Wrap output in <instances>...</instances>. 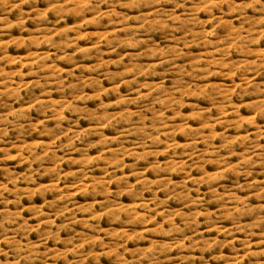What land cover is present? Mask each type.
I'll return each mask as SVG.
<instances>
[{"label":"rangeland","instance_id":"1","mask_svg":"<svg viewBox=\"0 0 264 264\" xmlns=\"http://www.w3.org/2000/svg\"><path fill=\"white\" fill-rule=\"evenodd\" d=\"M160 7L173 18L157 24L119 6L94 22L76 0L0 5V118L22 113L26 129L0 124V220L47 264H150L149 249L151 264H256L248 253L264 251V25L244 40L238 7ZM151 64L165 74H139ZM245 204L239 223L260 227L233 247Z\"/></svg>","mask_w":264,"mask_h":264},{"label":"clouds","instance_id":"2","mask_svg":"<svg viewBox=\"0 0 264 264\" xmlns=\"http://www.w3.org/2000/svg\"><path fill=\"white\" fill-rule=\"evenodd\" d=\"M23 2H36L38 3L39 0H23ZM77 3H82L84 5L83 11L91 12L94 14V22H99L100 19H103L105 16H107L110 20L111 18L115 16H119L120 13H117L114 11L116 7H121L122 9H128L132 14H129V12H124L123 15L127 19L131 20H138V21H144L147 19L149 15L153 16V23L161 24L164 21L168 19H172L173 17L163 10L160 6L163 4H171L174 2H177V0H76ZM217 3L223 5V4H229L235 7H238L241 10V15L243 19L240 20L241 24H247V29H245L246 35L242 38L244 40H248V36H251L252 33L248 31L249 29H254L255 27L259 25H264V0H242V2L239 5H235V0H216ZM8 3V0H0V5H6ZM102 5H108V11L101 12V6ZM179 6V5H178ZM249 10H251L253 13L256 14L254 17L249 16ZM155 17H159V20H156ZM25 20H21L19 26H23L25 23ZM16 25H9V27H13ZM27 31V29H25ZM145 31H149L148 29H145ZM157 32L160 31V29H156ZM0 34H2V31H0ZM131 39L134 41L135 45H140L145 43L144 40L139 38V31L138 30H131ZM152 43H155V41H151ZM259 41L256 39H253L250 41V43H258ZM0 43H3L0 41ZM119 46V45H117ZM166 60L162 57L161 63H165ZM117 66L119 67L122 64V59L119 61H115ZM157 66L155 64L149 65V68L147 71H143L139 74L144 75L146 77L148 76H156L160 77L162 72H157L154 69ZM117 75H123V73L118 72ZM2 75V73H0ZM181 76L191 75V73H188L187 71L180 70ZM72 88H76L75 85L70 86ZM150 89V94H151ZM239 95V94H238ZM87 99V96L84 97ZM99 98V97H96ZM151 103V101H148ZM41 106H43V102L41 101ZM264 103V102H262ZM119 104V102H117ZM111 105H106V107ZM35 107V106H33ZM162 107H166V105L162 104ZM9 115L15 117V120H9L8 116H4L0 118V124H4L5 127V134L6 129L8 125H13L15 127L24 129V125H21L18 123V120L20 119L21 114H18L16 112H10ZM45 119H47V113H44ZM135 126V122H133L132 125ZM59 127V126H58ZM26 131V129H24ZM143 139V137H140ZM96 144H90L89 147H96ZM0 151H4V149H0ZM41 159V158H37ZM242 163H248V161H243ZM243 174V173H240ZM250 174V173H249ZM240 187H244L243 185H239ZM86 195H93L94 193H85ZM243 204L244 202L241 201ZM245 209H247V212H245L243 209H236L235 211L237 213H240V217H238L235 221L236 227L234 231H228L227 235L232 236L233 239L229 241L230 244L233 245V247L236 244V238H235V231H248V237L249 241L251 240V237L255 236L257 233L250 231V229L253 228H259L261 221H258L254 224H248V225H241L239 223V219L242 218L243 215L247 213H251L256 210L255 207H250L248 205H244ZM261 210H264V205L258 206ZM119 219V217H117ZM6 223H11L10 221L0 220V264H47L49 256L48 252H40L38 247L35 245H31L30 243H22L21 241H26L28 238V231L24 230L21 227L11 228V227H5ZM67 227V225H65ZM89 227H92L89 225ZM94 230H99V226L97 225ZM175 231H182L181 229H176ZM11 233V235L9 234ZM166 235H172V232L165 233ZM46 238H42L41 242H45ZM68 243H71V241H68ZM88 243H94L93 240H89ZM216 242H212L208 244L207 249L205 251H210L214 246ZM170 247V246H169ZM83 248V245H75V249L79 250ZM160 250L157 249L155 252L153 250L149 249V252H152V257L150 258V264L152 260L159 261V256L157 253ZM249 256L256 257V264H264V259H259V257H264V251L260 252H249ZM168 259H171L170 257ZM202 259V258H201Z\"/></svg>","mask_w":264,"mask_h":264}]
</instances>
